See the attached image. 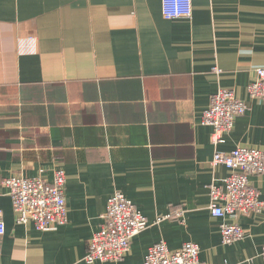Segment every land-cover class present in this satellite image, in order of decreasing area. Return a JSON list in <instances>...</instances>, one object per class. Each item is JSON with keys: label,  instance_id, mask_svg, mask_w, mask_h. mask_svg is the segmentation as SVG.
<instances>
[{"label": "crops", "instance_id": "obj_1", "mask_svg": "<svg viewBox=\"0 0 264 264\" xmlns=\"http://www.w3.org/2000/svg\"><path fill=\"white\" fill-rule=\"evenodd\" d=\"M260 67L264 0H192L191 17L176 19L161 0H0V264H143L161 240L195 242L198 264H264V209L225 219L245 231L232 244L208 209L209 185L230 174L211 165L214 150L264 151V100L246 93ZM230 88L248 109L213 147L201 114ZM56 169L67 223L17 224L3 179L51 181ZM250 182L264 202V173ZM117 190L148 226L122 260L88 263Z\"/></svg>", "mask_w": 264, "mask_h": 264}, {"label": "built area", "instance_id": "obj_2", "mask_svg": "<svg viewBox=\"0 0 264 264\" xmlns=\"http://www.w3.org/2000/svg\"><path fill=\"white\" fill-rule=\"evenodd\" d=\"M191 9L192 0H161V14L165 19L190 18ZM246 93L251 99L264 100V67L255 69V77L248 84ZM209 100L201 114V122L211 127V144L215 147L224 143L235 119L247 112L248 104L237 97L232 88L217 90ZM214 151L211 165L222 164L230 174L219 184L212 182L209 185L208 209L212 217L221 220V242L232 244L243 239L245 231L238 223L225 219L236 214L260 213L264 209L258 189L250 182V176L264 173V151L251 146H237L231 152ZM53 173L51 181L16 175L3 179L1 184L10 195L17 224L31 222L38 231L45 232L67 223L66 175L63 169ZM181 215V211H175L157 217L154 222ZM102 217L103 225L89 240L84 257L88 263L122 260L130 250L132 237L149 223L137 206L118 190L109 197ZM5 231L0 210V242ZM260 253L264 258V245ZM198 254L199 246L195 242L186 241L179 249L170 250L161 240L148 247L143 264H198Z\"/></svg>", "mask_w": 264, "mask_h": 264}]
</instances>
